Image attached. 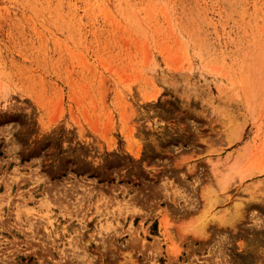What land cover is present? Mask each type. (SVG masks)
<instances>
[{"label":"rangeland","instance_id":"obj_1","mask_svg":"<svg viewBox=\"0 0 264 264\" xmlns=\"http://www.w3.org/2000/svg\"><path fill=\"white\" fill-rule=\"evenodd\" d=\"M0 264H264V0H0Z\"/></svg>","mask_w":264,"mask_h":264},{"label":"bare ground","instance_id":"obj_2","mask_svg":"<svg viewBox=\"0 0 264 264\" xmlns=\"http://www.w3.org/2000/svg\"><path fill=\"white\" fill-rule=\"evenodd\" d=\"M184 78L185 74L180 72L171 75V81H178ZM217 159L208 166V171L210 173V178L209 175L207 176L209 178L208 182H204L203 185H201V188L199 187L200 190L198 191L201 203L199 202V205L196 204L197 207L193 209L192 213L186 215V217H184L174 227L175 231L183 237H190V239H203L207 233L212 230L213 225H216L217 229L221 227L225 228L227 226L232 227L242 218L245 205H252L248 203L250 201H248V199H252V197L247 199L248 202L244 201L246 198H244V200L241 196L240 198L242 199L238 198L239 195H237L238 197H235V199H231V197H229L228 184L232 179L231 176L234 173L236 161L233 163L234 166H231L223 163L222 161L219 162ZM182 162L184 163L185 160ZM234 196L235 193L233 194V197ZM220 211H222V214H220ZM131 255L132 254L130 252L125 253L128 260L132 258ZM114 261L118 262L116 260Z\"/></svg>","mask_w":264,"mask_h":264}]
</instances>
